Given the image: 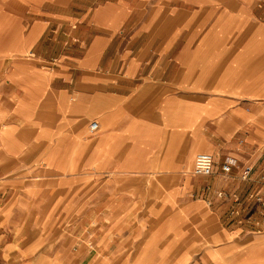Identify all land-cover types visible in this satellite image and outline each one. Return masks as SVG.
Listing matches in <instances>:
<instances>
[{
    "label": "crops",
    "instance_id": "1",
    "mask_svg": "<svg viewBox=\"0 0 264 264\" xmlns=\"http://www.w3.org/2000/svg\"><path fill=\"white\" fill-rule=\"evenodd\" d=\"M198 153L212 156L210 176L193 174ZM261 178L264 0H0V264H184L152 226L200 203L221 223L215 193L244 200ZM85 225L110 229L68 228ZM126 228L135 248L120 246ZM230 228L208 239L239 243ZM73 240L90 246L72 253ZM262 244L206 253L260 264Z\"/></svg>",
    "mask_w": 264,
    "mask_h": 264
},
{
    "label": "rangeland",
    "instance_id": "2",
    "mask_svg": "<svg viewBox=\"0 0 264 264\" xmlns=\"http://www.w3.org/2000/svg\"><path fill=\"white\" fill-rule=\"evenodd\" d=\"M93 122V121H92ZM200 183H197L195 186H199ZM201 186V185H200ZM199 186V187H200ZM230 195L235 196V200H226L222 201L223 204H226L227 209L225 211L224 219H221V223L218 222L216 217L208 216L204 214V210L207 211L206 206H203L201 203V207L198 211L190 212L186 211L178 213L177 211L167 210L166 217L170 218L165 226L153 225L152 227L155 229V235L164 236V238L159 241L161 245L166 248V254H175L178 250H182V257L184 264H190L193 261L194 264H214L213 261L220 260L222 262L223 259H227L226 256H218L216 258H211L207 256V250L212 248H227V247H235L236 244H239L240 247L244 248V243L250 242L254 239H262L264 238V208L260 206V204L256 201L255 196H260L264 200V192L258 189H250L249 193L245 196V199L242 200L241 197L236 193L232 192ZM183 200L187 201H198L195 197H192L188 194L183 196ZM180 215L183 217L180 218ZM186 218H189L186 220ZM221 225H223L226 229L238 228L241 227V232L238 237L240 238V242H226L225 240L218 241V239L210 240L209 236H214L217 238L218 231L221 230ZM182 226V231L180 230L179 234L172 235L171 233H175V228L180 229ZM126 227V226H125ZM128 227V226H127ZM137 229V226H133V228ZM144 227V226H142ZM146 227V226H145ZM162 227V228H161ZM71 231L77 234V238L82 233L85 234L87 238L94 237V234L101 233L102 230L108 231L110 226H97V225H85V226H68ZM130 228V227H129ZM230 228V229H231ZM130 229V230H131ZM104 230V231H105ZM127 231L119 230V234L117 235L120 238V246L126 248H135L134 242H130L126 245L123 240L124 237L130 233L128 228ZM74 234V235H75ZM83 234V235H84ZM138 235H141V232H138ZM77 240H73L71 245V250L74 247L77 249V253H80L82 248L88 249L90 246L88 243H83L82 245H78ZM158 242L155 244L157 245ZM126 245V246H124ZM234 245V246H233ZM264 245V244H262ZM156 247V246H155ZM61 248V247H60ZM72 253L74 251L72 250ZM190 256V254H192ZM198 255V256H196ZM76 259V258H75ZM79 259V258H77ZM76 259V260H77ZM98 259V260H96ZM234 262L237 257L232 258ZM134 258L131 256H118V257H89L88 261L96 262V264H133L132 261ZM136 260V259H135ZM148 260V264H175L176 257L175 256H165L162 258H158L156 256L149 257H138L136 264H146ZM260 264H264V255L261 256ZM75 262V261H74ZM91 262V263H92ZM77 263V261H76Z\"/></svg>",
    "mask_w": 264,
    "mask_h": 264
},
{
    "label": "built area",
    "instance_id": "3",
    "mask_svg": "<svg viewBox=\"0 0 264 264\" xmlns=\"http://www.w3.org/2000/svg\"><path fill=\"white\" fill-rule=\"evenodd\" d=\"M97 123L95 121L91 122L89 125V130L91 133H94L97 131ZM213 165H214V160L212 158V156L208 153H198L195 158H194V163H193V174L195 176H200V177H207L210 176L212 173V169H213ZM233 165L232 161L223 163L221 165V171L224 174H229L230 173V169ZM251 169L246 168L243 172H242V179H247L250 175ZM261 182H264V178H261ZM206 191H208V188H205ZM215 197L219 200H235V196H232L230 194H227L225 192H216L215 193ZM256 201L260 204V206L262 208H264V200L262 198H260V196H255ZM210 205V204H208Z\"/></svg>",
    "mask_w": 264,
    "mask_h": 264
}]
</instances>
